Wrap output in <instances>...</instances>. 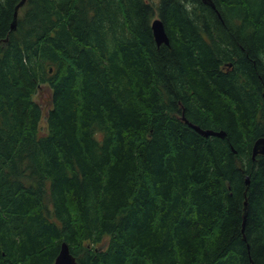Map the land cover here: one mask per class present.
I'll return each mask as SVG.
<instances>
[{"label": "trees", "instance_id": "trees-1", "mask_svg": "<svg viewBox=\"0 0 264 264\" xmlns=\"http://www.w3.org/2000/svg\"><path fill=\"white\" fill-rule=\"evenodd\" d=\"M210 1L0 0V264H264V0Z\"/></svg>", "mask_w": 264, "mask_h": 264}, {"label": "water", "instance_id": "water-1", "mask_svg": "<svg viewBox=\"0 0 264 264\" xmlns=\"http://www.w3.org/2000/svg\"><path fill=\"white\" fill-rule=\"evenodd\" d=\"M206 4L212 5L210 0H202ZM26 0H20V2L15 6L14 8V13H13V19H12V24H11V30H15L16 27V21L18 17V12L19 9L24 6ZM151 30L152 34L155 40V43L157 45L165 44L169 45V38L167 36V33L165 31L164 25L160 19H154L151 23ZM52 70L50 69V72ZM182 120L190 127L192 128L195 132L200 134L203 137H209V136H215L219 138H224L225 137V132L224 131H212V130H203L200 127L188 122V120L185 117H182ZM264 153V139H258L254 146H253V157L256 154H263ZM245 183L248 185L249 180L248 177L246 178ZM246 205L247 203H244V213H243V218L246 216ZM53 264H80L78 261H76L75 257L71 254L69 247L66 243H62L60 246V250L58 255L56 256L54 263Z\"/></svg>", "mask_w": 264, "mask_h": 264}, {"label": "rangeland", "instance_id": "rangeland-1", "mask_svg": "<svg viewBox=\"0 0 264 264\" xmlns=\"http://www.w3.org/2000/svg\"><path fill=\"white\" fill-rule=\"evenodd\" d=\"M49 92H47L46 90L43 93H40L38 95H36L34 97V100L41 105L42 111H43V115H45L46 110H48L49 108ZM40 133H45L46 132V126H45V117H42V120L40 122V128H39Z\"/></svg>", "mask_w": 264, "mask_h": 264}, {"label": "bare ground", "instance_id": "bare-ground-1", "mask_svg": "<svg viewBox=\"0 0 264 264\" xmlns=\"http://www.w3.org/2000/svg\"><path fill=\"white\" fill-rule=\"evenodd\" d=\"M211 3H212V2H211ZM208 5H209L210 7H212V8H215V6L213 5V3H212V5H210V4H208ZM215 131H216V130H215ZM259 139H264V138H259ZM257 140H258V139H257ZM257 140H256V141H257ZM256 141H255V142H256ZM255 142H254V144H255ZM254 144H253V146H254ZM256 155H257V154H256ZM256 155H255V156H256ZM255 156L253 157V148H252V158L254 159Z\"/></svg>", "mask_w": 264, "mask_h": 264}]
</instances>
